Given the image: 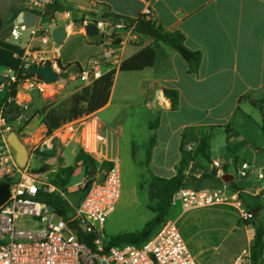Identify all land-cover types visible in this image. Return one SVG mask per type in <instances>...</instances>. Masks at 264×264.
<instances>
[{
  "label": "crops",
  "instance_id": "obj_1",
  "mask_svg": "<svg viewBox=\"0 0 264 264\" xmlns=\"http://www.w3.org/2000/svg\"><path fill=\"white\" fill-rule=\"evenodd\" d=\"M55 1L67 2L53 0L52 3ZM90 1L94 5L91 12L100 16L97 21L104 20L102 16L107 11L139 19L149 7L153 15L151 22L168 32L180 31L185 36L186 47L202 54L198 73L190 74L186 61L164 41L150 40L147 36L137 33H120L116 34L111 42L117 63L112 65L101 59L103 74L111 70H115L116 74L107 105L94 113L100 115L110 111L114 115L116 127L121 130L120 138L130 141L131 153L132 142L138 137H142L148 147L154 139L149 162L152 175L171 179L176 176L182 161L187 176L201 177L212 174L215 168L211 161L203 155H196V152H189L188 147H199L205 137L209 138L211 146L212 135L209 133L214 127H226L229 133L228 141L233 137L236 144L246 143L252 147L237 130L234 120L243 102L251 104L252 96L258 99L264 96V0ZM24 11L40 14L24 1L16 4L11 10L10 20L6 23L1 20L0 82L6 74L17 73L21 58L30 49L45 48L50 57L58 58L59 64L64 67V73L69 77L78 75L79 71L88 66L94 55L101 54L102 44L97 43L100 37H87L83 29L77 28L68 30L62 43L74 40L75 45H82L83 51L79 46L70 54L64 52L63 47H55L53 41L43 45L42 36L39 34L32 38L29 31L30 34L25 36L24 33L28 30L20 31V38L15 40L11 30L18 25L20 15ZM72 11H77L89 22L96 21L81 14L79 9L70 10ZM102 13L104 14L101 15ZM45 17L44 13L43 18ZM50 21L51 31L55 27H64L67 21L65 12H56ZM87 42L91 45L87 46ZM147 44L157 53L154 66L142 71H120L122 62L137 54ZM85 56L86 66H83L80 61ZM75 67L78 71L74 70ZM164 89L176 90L179 93L180 104L177 110L172 109L170 100L164 95ZM6 95L8 94L0 93V96H3L0 101V129L6 127L1 118ZM154 117L157 118L155 129L152 128ZM53 147L47 150L50 151ZM263 150L264 145L257 148L256 153L263 154ZM215 160L219 159H213ZM243 162L249 163L253 169L252 174L257 176V182L253 185L246 183L250 176L239 179L237 185L246 198L243 204L247 209L248 206H259L260 209L254 210V214H257L255 221L264 223V179L259 178L261 173L264 175V159L261 163L241 160L240 164ZM226 174L230 173L225 170L224 175ZM0 177L1 183L4 178L1 173ZM216 177L222 179V176ZM222 185L207 184L206 189H216ZM216 207L233 208L237 212L236 219L233 223L224 221L217 246L208 255L202 254L203 257L198 258L187 238L186 225L197 219L194 214L197 211L213 210ZM176 220L196 264H231L246 245L251 248L255 234L253 221L244 225L239 209L231 205L198 207L185 212L178 210Z\"/></svg>",
  "mask_w": 264,
  "mask_h": 264
},
{
  "label": "built area",
  "instance_id": "obj_2",
  "mask_svg": "<svg viewBox=\"0 0 264 264\" xmlns=\"http://www.w3.org/2000/svg\"><path fill=\"white\" fill-rule=\"evenodd\" d=\"M24 1L39 11V20L33 28H27L24 24L14 26L11 35L18 40L20 31L30 30L32 38L42 33L41 42L48 45L52 42L50 23L49 29H45L46 24L40 22L53 0ZM152 16V10L148 7L139 20L148 22ZM65 17L66 31L75 29L71 12H65ZM84 23L88 24L89 21L84 19ZM96 23L98 37L102 40V52L94 55L88 66L80 72L90 84L103 75L102 58L112 65L117 63L116 52L111 47L113 37L120 33H135V25L130 27L124 21L104 19ZM36 67H49L58 76L64 73L58 58L50 57L45 48L30 49L21 58L17 73L6 74L0 82V93L8 94L17 85L14 101L24 111L28 110L29 93H43L47 85L37 77L29 76ZM19 86L23 89L18 91ZM120 136L121 130L110 128L97 113L67 121L48 133L44 143L47 149L53 147L54 142L63 146L76 145L99 167L98 171H94L95 176L88 177L83 185L81 201L77 204L67 202L65 205L67 217L58 216L45 199L46 195H54L57 188L46 183L39 173L30 171L28 166L21 168L11 154L10 143L3 140L0 145V173L10 185V196L0 207V264H196L177 224L178 210L185 212L198 207L231 205L239 209L243 221H253L254 213L244 206L240 192L231 189L226 183L222 188L199 191L182 188L173 196L169 218L147 242L110 248L111 237L137 232L114 231L113 215L117 212L123 191ZM198 150L199 147H188L191 153ZM105 164L110 166L101 169ZM212 166L217 169L218 176L224 175L225 170L219 160L213 161ZM236 172L240 179H246L253 169L249 163L243 162L236 168ZM259 178L264 179V175L261 173ZM78 234L93 236L95 248L82 242ZM231 264H253L251 248L243 251ZM261 264H264V247Z\"/></svg>",
  "mask_w": 264,
  "mask_h": 264
},
{
  "label": "rangeland",
  "instance_id": "obj_3",
  "mask_svg": "<svg viewBox=\"0 0 264 264\" xmlns=\"http://www.w3.org/2000/svg\"><path fill=\"white\" fill-rule=\"evenodd\" d=\"M23 2V0H1L0 21L2 20L6 23L10 20L11 10L16 4ZM71 6L75 10L79 9L81 14L88 15L96 21L100 19V16L92 13L90 9L76 5ZM98 9L103 10V8ZM44 26L45 29H49L48 24ZM29 31L24 33V35H29ZM83 32L85 33L84 30ZM40 35L43 36L42 33ZM46 35L48 34L46 33ZM97 43L102 44L101 38L97 40ZM86 45L90 46L91 44L87 42ZM79 46L81 51H83L82 45H75L74 40L55 45L57 48L63 47L64 52L69 54L74 52ZM86 58L85 56L80 61L83 66H86ZM75 69L77 70V67ZM80 72L78 75L72 77H69L67 73H63L55 83L45 85V92L29 93L28 110L25 111L24 117L9 126L10 129L7 127L0 129V145L4 139L9 142L8 136L13 131L20 136L30 154V159L27 164L29 170L40 171L41 178L46 183L52 184L57 188V191L54 192V196L57 199H54V201L61 200L65 205H67V202L77 204L81 201L83 195L82 187L87 182L88 176L86 175L82 162H76L77 154L80 151L76 145L63 146L58 142H54V147L50 151L44 146L48 137V130L44 125L43 116L40 114V111L44 107H55L60 104L66 105V107L69 106L72 96L90 84L81 76ZM19 89L22 90L23 87L19 86L18 91ZM262 97L258 99V97L254 98L252 96L254 100L250 97V100L255 101L256 105H252L246 101L243 102L234 120L237 130L252 147L247 146L246 143L236 144L232 136V140L228 141L229 133L226 127H214L209 133L210 136L212 135L211 146L208 151L210 159L205 158L211 161V164L213 163V159L218 158L224 170L234 176V185L236 186H238L237 183L240 179L237 175L236 168L239 167L238 165H240L241 160L248 162L259 161L261 163L264 159V150L263 154L256 153V149L264 145V104L262 103L264 96ZM2 100L3 96H0V101ZM100 117L110 128H117L114 115L110 111L100 114ZM156 120L157 118L154 117L152 120V128ZM235 122L233 123L235 124ZM120 145L123 163V191L117 212L113 215L114 231L117 233L138 231L146 222L153 218V209L157 203L149 188L151 170L146 163L148 145L143 142L142 137H138L136 141L132 142V153L129 148L130 141L127 138L124 139L121 137ZM11 154L12 156L16 155L13 148ZM196 155H203L200 149L196 152ZM70 167L75 169L72 178L67 180L66 184L56 185L54 181L60 173V170ZM0 180H2L1 177ZM3 182H6V178H3ZM256 182L257 176L255 173L251 174L246 181L247 184L251 185ZM224 184L219 188H222ZM226 184L230 187L229 183ZM194 214L197 219L186 225V235L191 242L193 253L198 258H201L214 250L217 246L219 236L222 235L224 221L233 223L236 219L237 212L230 207H216L213 210H199ZM250 223L248 222L246 225ZM247 249L248 246L246 245L243 251ZM202 254L204 255L202 256Z\"/></svg>",
  "mask_w": 264,
  "mask_h": 264
},
{
  "label": "trees",
  "instance_id": "obj_4",
  "mask_svg": "<svg viewBox=\"0 0 264 264\" xmlns=\"http://www.w3.org/2000/svg\"><path fill=\"white\" fill-rule=\"evenodd\" d=\"M74 9L67 2L55 1L50 4L45 10V16L52 19L56 12H65ZM103 19L108 21H124L130 27L134 26L139 19H133L116 15L110 12H105L102 16ZM148 23L157 31V33L164 39V42L176 50L181 57L188 64V72L190 74L198 73L200 68L202 54L198 51H192L185 45V36L180 31L168 32L162 27L157 26L155 23L148 21ZM2 29V22L0 21V31ZM150 40L159 41L151 37H146ZM157 57L156 50L149 44L143 46V48L134 56L124 60L120 66V71L131 72V71H142L147 68H152L155 64ZM115 70H111L103 74L100 78L94 80L88 86L83 87L78 93L74 94L70 100V105H58L55 107H44L40 114L43 116L44 125L46 126L48 133H52L55 129L60 127L63 123L77 119L85 114H91L99 111L105 107L110 99L111 90L114 85ZM31 77V74L29 73ZM17 94V86H14L8 95L4 105L2 107L1 118L5 125L11 126L15 122L19 121L25 114L22 107L16 104L14 97ZM164 95L171 102L172 109L177 110L180 104L179 93L176 90L164 89ZM264 104V100L262 101ZM252 105H256L255 101H251ZM263 110V109H262ZM156 125L153 126V129ZM228 132V130H227ZM154 145V139L151 140L150 145L146 151V163L149 166L151 159V151ZM200 152L204 157L210 159L208 151L210 149L209 138L205 137L200 143ZM76 162H82V165L86 171V175L89 176L91 172L98 171L99 167L97 163L83 153L81 150L77 154ZM110 165L105 164L101 167L108 168ZM75 172L74 168H62L58 174L54 183L56 185L66 184L67 180L71 179ZM151 173V172H150ZM149 188L154 195L157 203L153 209L154 216L148 222L144 224L135 234H117L110 238L109 247H123L125 245H142L147 242L163 225V223L169 218L172 210V199L175 193L182 188H191L194 190H204L207 184L218 185L224 184L222 179H218L212 174L202 175L201 177L187 176L184 173L183 161L177 168V174L171 179H164L150 174ZM3 183V182H1ZM230 188L240 192V198L245 203V195L239 186L234 185V181L229 183ZM45 199L47 203L54 208L58 216H68V210L65 208V204L61 200L54 201L57 199L53 194L46 195ZM260 209V207L251 208L248 206V210L254 211ZM252 224L255 226V234L252 240L251 251L253 264H261L263 247H264V223L262 221L256 222L255 218L257 214H253ZM245 224L248 222L242 221ZM78 238L90 246L95 248L93 245L94 237L91 235L78 234Z\"/></svg>",
  "mask_w": 264,
  "mask_h": 264
},
{
  "label": "water",
  "instance_id": "obj_5",
  "mask_svg": "<svg viewBox=\"0 0 264 264\" xmlns=\"http://www.w3.org/2000/svg\"><path fill=\"white\" fill-rule=\"evenodd\" d=\"M67 4L69 5H76L78 7H82L85 9H93L94 5L90 0H67ZM71 17L75 21V26L77 29H84L85 35L87 37L93 38V37H98L99 36V31L97 28V23L96 21H91L88 24L84 23V18L80 16V14L77 11H72L71 12ZM39 17L36 13L33 11H24L20 15V21L18 22V25L24 24L27 28H33L36 23L38 22ZM41 24H48L50 23V19L45 17L41 20ZM134 32L151 37L160 41H164V39L157 33V31L146 21L144 20H139L135 26H134ZM67 36V31L66 28L63 26L60 27H55L52 32H51V38L52 41L55 44H61L63 40ZM31 75L33 77H37L39 80L49 84L53 83L58 79V74L52 70L49 67H36L31 70ZM8 140L10 143V146L13 148L15 151V159L17 164L21 168H25L28 164L29 161V151L24 144V142L21 140L20 136L15 132H11L8 136ZM35 173H40V171L35 170L33 171ZM213 176H217L218 172L216 169L212 171ZM95 176L94 172H91L89 174V178H92ZM222 180L224 183H230L234 180V176L231 174H226L222 176ZM10 196V185L9 183L3 182L0 183V207L4 205L8 198ZM254 213V211H253Z\"/></svg>",
  "mask_w": 264,
  "mask_h": 264
}]
</instances>
